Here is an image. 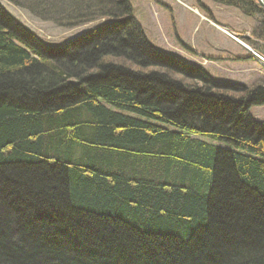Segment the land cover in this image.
Segmentation results:
<instances>
[{
  "label": "trees",
  "instance_id": "obj_1",
  "mask_svg": "<svg viewBox=\"0 0 264 264\" xmlns=\"http://www.w3.org/2000/svg\"><path fill=\"white\" fill-rule=\"evenodd\" d=\"M69 1L79 25L123 19L49 49L46 66L47 48L0 12V264H63L62 239L74 244L66 264H264V125L248 114L264 87L213 84L186 65L180 82L141 75L127 66L159 60L127 2ZM214 1L261 18L252 33L264 39L253 0ZM200 130L239 154L197 142ZM160 151L181 190L119 177Z\"/></svg>",
  "mask_w": 264,
  "mask_h": 264
},
{
  "label": "rangeland",
  "instance_id": "obj_2",
  "mask_svg": "<svg viewBox=\"0 0 264 264\" xmlns=\"http://www.w3.org/2000/svg\"><path fill=\"white\" fill-rule=\"evenodd\" d=\"M7 1L8 0H0V5L3 6L2 2ZM30 1L31 0H26L22 3V6H12L11 4V10L9 9V11L7 12L13 18L18 20L23 27H26L32 32L37 33L39 36L49 42H53L52 40L58 42L62 37L70 34L62 39V41L64 42L81 33L90 32L91 30L95 29L96 26L100 23L96 22L100 20L97 19L96 21H92L90 23L88 22V24L86 25H77V27H75L74 29L71 28L72 30H66V28L63 29V27L59 28L60 26H54L47 22L38 20V17L30 13V11L28 10ZM33 1L34 4L37 3L39 5H41L42 1L44 2V5L36 8L38 16L42 15L43 20L44 17L48 16L49 14H53L55 17H60V15L64 13V10L62 9L63 3L68 5L70 4V1L68 2V0ZM96 1L98 2L99 0ZM125 1L130 6V8H132L134 18L140 25H142L145 33L144 39L147 45H149L150 43V45L156 47L159 50H162L163 53H171L172 51L168 48V46L173 48L174 50L184 49L183 47L188 49L183 41L190 42V40H192L194 42V48L197 54L182 52L180 55L181 58L188 62L185 64V67L187 69L192 66L202 68L201 72H205V69L209 75V81L211 83L213 82V84H224L223 82L230 81L225 84L233 85V83H238V86L242 85L246 89H251L257 85H261L264 87V67L255 56V59H251V57L249 56H253L252 53L246 51L244 47L241 46L243 44L255 51L252 45L248 44L247 42H249L248 39L254 37L251 31L252 29L257 28L258 24L256 20H261V18L247 17L240 9L237 10L234 9V7L218 5L210 0L199 1L197 3L196 0L195 3L194 0H161L164 1L162 5L160 0ZM177 1L189 3V5L193 8H191L190 6L189 7L194 11H199V16L203 19L199 18L193 13H190L188 10L177 7L175 5ZM165 2L169 6V9H172L171 12H163L164 15L159 16L158 23L160 22V19H162L161 31L159 24H156L155 21L153 22L154 16L152 15H155V13L151 8H148V6L156 8L159 14L160 7L165 6ZM55 4H57L56 7L54 6ZM94 4L95 1L91 0V4L89 5ZM51 6H54L55 9L51 10ZM66 7L68 8V6ZM67 8L65 13L67 12L68 14L69 10ZM57 10L63 12H59ZM172 11L175 12L174 15ZM79 13L80 11H77V14ZM171 14L173 17L174 25H171V23L173 22L170 18ZM104 18L105 17H103L102 19ZM209 18H211V21L213 22L212 25H210V23L208 22L210 21ZM64 20L65 19H63V21ZM66 22L68 25V21ZM175 23H179V25H176ZM220 30L224 31L225 33L221 32ZM232 31L239 34H234ZM206 34L209 38V41L207 40L208 42L206 41V39H204V36ZM177 36L180 37L182 41L177 39ZM163 41H166L168 45H165ZM197 48H199V50L201 51H198ZM255 52L260 53L257 51ZM195 56L198 57L196 63L193 62V57ZM234 56L238 57L234 58ZM127 67L131 68L132 70H137L136 67L131 65ZM184 84H188L189 86H191L194 85V82L189 77L184 81ZM248 113L255 121L264 125V105H252L249 107Z\"/></svg>",
  "mask_w": 264,
  "mask_h": 264
},
{
  "label": "bare ground",
  "instance_id": "obj_3",
  "mask_svg": "<svg viewBox=\"0 0 264 264\" xmlns=\"http://www.w3.org/2000/svg\"><path fill=\"white\" fill-rule=\"evenodd\" d=\"M199 1H204V0H196V3L199 2ZM210 1H212L215 4H218V5H222V6H226V7H234V9L239 10V8H237V7L233 6V5H227V4H224V3H218V2H215L214 0H210ZM220 1L227 2V3H231V4H235V2H236L234 0H220ZM163 2L164 1H161V5H162ZM253 2L254 3L249 4L248 6L254 8V9H256V6H257L258 7V10H261V11L264 12V9H263V6H262V3L264 4V1L263 0H260V1L259 0H253ZM194 3H195V0H194ZM2 4H3V6L0 5V9H1L0 12L6 18V20L8 22V25H13L14 27H16L15 24H14V23H16L17 25L23 27L18 20H16L15 18H13L7 12V11H9V9L11 10V8H10L11 7V4H12V6L13 5L15 6V4L13 2L9 1V0L7 2H2ZM175 5L177 7H179V8H181V9L188 10L190 13H193V14L197 15L199 18L203 19L202 17L199 16L200 15L198 13L199 11L197 12L196 10L194 11V10L191 9L193 7H191L189 5V3H185V2H182V1H179V2L177 1V3ZM54 6H51V10H54L55 9ZM176 6H175V10H176ZM66 8H67L66 6H63L62 9L64 10V13L61 14L60 17H55L53 14H49L48 16L44 17V20H43V16L42 15L37 16L38 15V12H37L36 17H38L37 19L40 20V21H42V22L44 21V22H47V23H49L51 25H54V26H60L59 28H62L63 27V29L66 28V30L67 29L68 30H72L71 28L74 29L75 27H77V25H79L77 22L72 21V20H74V18H78L79 14L81 12L79 14H77V11L78 10L76 9V7H74V8L73 7H69L68 8L69 12L67 14V12L65 13ZM148 8H151L152 11L155 13V15H152V16H154L153 22L155 21L156 24H159V26L161 28V31H162V19H160V22L158 23L159 16L164 15L163 12H165V13L166 12H171V9L172 8L169 9V6L167 5L166 2H165V6H163V7L161 6L160 7L159 14H158V12H157L158 10L156 8H152V7H149V6H148ZM201 10H203V9H201ZM57 11L63 12V11H60V10H57ZM172 13H173V15L175 14V12H173V11H172ZM129 14H130V17L129 18L132 19V20H134V22L138 25L137 26V30L139 28L138 33H139L140 38L143 41H145V39H144V34L145 33H144V30H143V27L134 18L133 13H132V8H130V13ZM112 16H114V15H112ZM114 17L115 18H111V17H105L104 19H102L103 17L97 18V19H100V20L96 21L97 20L96 19L94 21L100 22V23L96 26L95 29H93V31L98 30L105 23H113L115 21L116 22H119V21H121V19H123V17H118V18H116V16H114ZM71 18H72V20H71ZM170 18H171V21H173L172 14L170 15ZM63 19H65V20L63 21ZM13 20H14V22H12ZM209 20L210 21H208V22L210 23V25H212L213 22L211 21V18H209ZM66 21H68V23H69L68 25H67V22ZM83 24L86 25L88 23H83ZM175 24L176 25H179V23H175ZM171 25H174V21L171 23ZM0 28H2V27H0ZM23 28L29 34H31L38 42H40L43 45L44 49L47 48L46 49V53H44L43 57L39 60L40 65H42V66L48 65L49 59L46 58L47 56L45 54H49V52H48L49 49L66 46V45H68L69 42L75 40L76 37L81 36V35L82 36L85 35V33H81V34L76 35V36H74V37H72V38H70V39H68V40H66V41L63 42L62 39L64 37H67L68 35H70V34H68L67 36L62 37L60 39V41H58V42H63V43H58L55 40H52L53 42H49L46 39H44L41 36H39L37 33L32 32L28 28H26V27H23ZM253 30L254 29H252V31ZM220 31L223 32V33H225L222 30H220ZM252 31H251V33H252ZM232 32L234 34H239V33H235L234 31H232ZM177 39L181 40V38L178 37V36H177ZM204 39H206V41L207 40L209 41V38H208V35L207 34L204 36ZM248 41L249 42H247V43L248 44H251L255 51H257V49L260 50V48L264 47V39H262L259 36H254L253 38L248 39ZM163 42L165 43V45H168V43H166V41H163ZM183 42L186 44V46L188 47V49L185 48V47H183L184 49H175L174 50L173 48H171V47L168 46V48L172 51L171 53H163L162 50L157 49L156 47L150 45V43H149L148 47L151 46V48L154 50L153 51L155 53L154 55L156 56V58L159 61L158 62H155V63H152V64H149V67H147L146 69H144L143 67H140V68H137V70H135V71H139V73H141V75L151 74V73H153V74H159V75H164L167 79H169L171 81L180 82L181 80L184 79V75H183V73L185 72V70H184L185 67L184 66H185L186 63H188V62H186V60H184L183 58L180 57L181 53L182 52H184V53L189 52L191 54H195V53L197 54V52H196V50L194 48V42L192 40H190V42H187V41H183ZM241 46H243L246 51L252 53L253 56H249V57H251V59H255V57H256L259 60V62L261 63V65L264 67V56L262 54L256 53L255 51H253L252 49L246 47L243 44ZM21 47L23 49H25L23 46H21ZM197 49H198V51H201V50H199V48H197ZM257 52H259V51H257ZM237 57L238 56H234V58H237ZM109 59L110 60H113V57H110ZM114 60H115L114 62L119 63V64H122L125 61V60L121 59V56H118V58H114ZM193 60H194L193 62L196 63L197 60H198V57L197 56L193 57ZM192 67H189V69H193V70L195 69V71H193L192 74H195V75L198 74L199 75L198 77L200 79H203L202 76L205 74L204 75L205 78L208 81L210 80L209 75H208V73L206 72L205 69H204V71L206 73L203 72V71L201 72L202 68H200V67H194V66H192ZM195 80H196V82H199L200 83L199 85L206 84L204 82L205 80H202V81L197 80V79H195ZM227 82H230V81H227ZM227 82H223V83L225 84ZM237 84L238 83H236V84L233 83V85H237ZM239 86L240 87H243L242 85H239ZM106 107H107L108 110L113 111L114 113H116V109L115 108H112L114 106L108 104ZM252 121H254L256 124L262 125L261 123L255 121L253 118H252ZM151 125L155 127V126H157V123L154 122ZM43 132H45V131H43ZM198 133H199L198 135H195V137H196L195 140L197 142H200V143H202L204 145H207V146H209V147H211L213 149H216V150H219V151H223V152L234 153V154L235 153L236 154H239V152H240V151L237 152V148H232L230 145H228V143H225V141L224 142L221 141L219 138L215 137L212 134L206 133L204 130L203 131L200 130ZM143 158H142L143 160L141 161L143 163H139V165H137L138 168L136 169V171L134 172L133 175L127 169V171L124 172V173H121V175L119 177H122L124 179H127V181H128L129 184H132L133 183V178H137L139 180V182L149 183L150 185H153V186L162 187L164 193H166V194H173V193L176 192V190H178V189L181 190L182 189V186L180 185V183H178V181L176 182L175 179L173 180L171 178L170 174H169V172H170V170H169V164H168V162H166V161H168V159H167V155H166L165 151H160L157 154L156 153H152V152H146L145 155L143 156ZM86 166L87 165H85V167ZM160 173H162V175L164 177H162L161 175H159ZM181 195H183V193H181ZM59 244H60V246L57 247V251L60 254V257H63L64 258L62 260L63 264H66L72 258L71 257L72 256L71 255V252L68 250V248L70 247V249L73 250L74 244H73L72 240H70V239L69 240L68 239L67 240L66 239H62ZM67 258H68V260H67ZM59 264H62V263L59 262Z\"/></svg>",
  "mask_w": 264,
  "mask_h": 264
},
{
  "label": "water",
  "instance_id": "obj_4",
  "mask_svg": "<svg viewBox=\"0 0 264 264\" xmlns=\"http://www.w3.org/2000/svg\"><path fill=\"white\" fill-rule=\"evenodd\" d=\"M260 1V0H259ZM264 1V0H263ZM263 9H264V4L262 3Z\"/></svg>",
  "mask_w": 264,
  "mask_h": 264
}]
</instances>
